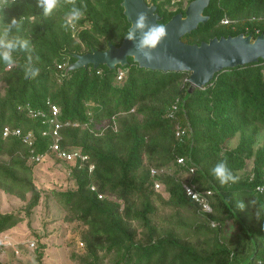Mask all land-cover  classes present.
Segmentation results:
<instances>
[{"label":"trees","instance_id":"16d2710c","mask_svg":"<svg viewBox=\"0 0 264 264\" xmlns=\"http://www.w3.org/2000/svg\"><path fill=\"white\" fill-rule=\"evenodd\" d=\"M145 1L155 5L158 23L184 16V0ZM81 5L85 15L72 28L63 26L69 5L46 18L37 0H15L3 12L5 23L20 21L13 33L29 39L32 50L14 52L18 66L11 70L0 63V192L26 203L21 211L0 212V235L22 213L31 216L44 196L61 209L56 222L83 229V248L70 256L76 264H264V143L257 145L264 130V61L221 70L201 89L191 88L187 72L145 70L131 58L115 70L66 72L74 55L119 47L130 27L120 0H77ZM203 14L208 21L184 43L264 34V0H210ZM29 57L39 74L26 80ZM55 123L59 150H78L85 161L57 158ZM4 128L21 136L3 137ZM27 134L31 147L22 139ZM222 160L235 183L220 185L211 175ZM44 164L67 167L68 187L48 193L39 185L35 171ZM151 169L164 172L151 176ZM184 184L210 192V213L185 194ZM230 226L233 237L226 235ZM45 248L34 249L37 261Z\"/></svg>","mask_w":264,"mask_h":264},{"label":"water","instance_id":"95a60500","mask_svg":"<svg viewBox=\"0 0 264 264\" xmlns=\"http://www.w3.org/2000/svg\"><path fill=\"white\" fill-rule=\"evenodd\" d=\"M123 14L131 26L138 12L146 11L150 22L158 23L160 17L156 7L145 0H120ZM210 0H193L182 14L174 15L165 25L167 38L154 51L156 57L151 63L133 49L132 42L123 38L119 47L109 45L106 51H91L83 55H74L66 72L92 66L94 69L103 65L110 70L118 66L125 67L128 58L145 70L159 72H187L190 74L191 88H203L221 70L264 61V34L256 38L240 34L235 37L212 38L200 44H186L181 39L196 30L199 24L206 23L208 17L203 12ZM130 28V27H129Z\"/></svg>","mask_w":264,"mask_h":264},{"label":"rangeland","instance_id":"374dc122","mask_svg":"<svg viewBox=\"0 0 264 264\" xmlns=\"http://www.w3.org/2000/svg\"><path fill=\"white\" fill-rule=\"evenodd\" d=\"M174 1L177 3L180 0ZM187 1L184 0V8L187 6ZM174 9L175 6L171 8V10ZM237 140L238 137L230 142V146H235ZM262 143H264V130L259 135L257 145ZM35 172L38 184H42L48 193L54 189L62 190L68 187L65 182L68 168L65 166H57L51 170L49 164H44ZM25 204L13 196L0 192L1 213L21 211ZM60 211L59 206L43 196L40 205L34 209L31 216L25 217L22 213V221L15 228L0 235V242L6 245L0 247V262L4 264H76L70 256L74 252L80 253L83 248L80 244L83 229L74 223H64L61 219L56 222L55 214H59ZM234 231V227L230 226L226 229V235L233 237ZM30 243H33L34 247H30ZM39 244H45L46 248L42 250L41 260L37 261V252L34 249L38 248Z\"/></svg>","mask_w":264,"mask_h":264},{"label":"clouds","instance_id":"9594fccd","mask_svg":"<svg viewBox=\"0 0 264 264\" xmlns=\"http://www.w3.org/2000/svg\"><path fill=\"white\" fill-rule=\"evenodd\" d=\"M15 0H0V63L6 70H11L18 66V61L14 58L13 53L17 51L30 52L32 50L31 41L22 38L13 33V29L19 30V22L12 18L10 22L5 23L3 12L9 8ZM62 5H69L65 13V28L75 27L86 12V5L77 6V0H37V7L42 10L43 17H50L53 12ZM168 33L166 25L162 23L150 22L146 11L138 12L135 20L131 23L130 28L126 32L125 39L132 42L133 49L139 53L145 62L151 63L156 57L154 51L167 38ZM39 74V68H34L31 64V57L28 58V63L24 66V79H35ZM211 175L220 183L227 185L235 183L237 177L231 172L227 161L218 162L212 169ZM240 207L244 205L241 203Z\"/></svg>","mask_w":264,"mask_h":264},{"label":"built area","instance_id":"2783aa9c","mask_svg":"<svg viewBox=\"0 0 264 264\" xmlns=\"http://www.w3.org/2000/svg\"><path fill=\"white\" fill-rule=\"evenodd\" d=\"M223 24H227L228 21L224 20L222 21ZM123 77V72L122 71H118V75H117V79L121 80ZM51 112L52 115L55 117L57 114V108L53 105H51ZM59 129V125L57 123L54 124V131H53V136H54V143L51 146V150L56 154L57 158L67 162L68 164L70 163H74L76 160H81V161H85L86 157L81 155L80 152L78 150H70V151H60L59 147H58V141H59V136L57 134V130ZM178 129V128H177ZM185 130L182 129H178L176 132V136L177 137H183L185 135ZM3 137H8L10 135L13 136H21V131L17 130V129H9V128H4L3 130ZM23 141L24 143H26L29 147H31L33 145V140H32V136L31 134H27L25 136H23ZM41 156H32L31 160L38 162L40 161ZM177 163L182 164L183 163V159H178ZM93 170V166H89V171ZM164 170H159L156 171L154 169L150 170V174L151 176H155L158 175L160 173H163ZM190 173H193V169L191 168L189 170ZM160 185L158 183H155V189L159 190L160 189ZM93 189V188H92ZM183 190L185 192V194L194 202H196L200 207L201 210L205 213H210L211 212V206L210 203L207 199V196L210 195V192H206V193H200L198 191L195 190V187L191 184H184L183 185ZM260 190V189H259ZM99 198H101L99 196ZM2 246H6L5 243L0 242V247ZM30 247H34L33 243H30Z\"/></svg>","mask_w":264,"mask_h":264}]
</instances>
